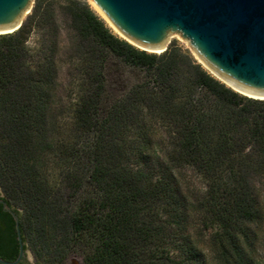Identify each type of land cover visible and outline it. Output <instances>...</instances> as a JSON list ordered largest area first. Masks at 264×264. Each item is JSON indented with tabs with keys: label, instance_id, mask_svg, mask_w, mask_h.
I'll use <instances>...</instances> for the list:
<instances>
[{
	"label": "trees",
	"instance_id": "1",
	"mask_svg": "<svg viewBox=\"0 0 264 264\" xmlns=\"http://www.w3.org/2000/svg\"><path fill=\"white\" fill-rule=\"evenodd\" d=\"M54 3L34 0L32 17L0 35V189L20 217L25 248L44 264L75 251L84 264H208L183 232L189 197L176 171L191 169L208 184L202 217L215 226L216 264H253L243 228L261 217L253 181L264 180V100L228 88L182 48L134 47L84 2L68 9L91 45L71 120L90 144L77 149L53 135L54 60L27 46L33 21L48 18ZM111 59L144 76L113 95ZM66 188L76 207L63 203ZM0 220L11 223L0 229V257L14 261V220Z\"/></svg>",
	"mask_w": 264,
	"mask_h": 264
},
{
	"label": "water",
	"instance_id": "2",
	"mask_svg": "<svg viewBox=\"0 0 264 264\" xmlns=\"http://www.w3.org/2000/svg\"><path fill=\"white\" fill-rule=\"evenodd\" d=\"M129 44L143 51H167L178 35L210 73L248 98L264 100V0H90ZM34 0H0V35L21 28ZM134 43V44H133ZM227 83L232 86H228ZM15 223L19 264L28 254L20 217L5 202Z\"/></svg>",
	"mask_w": 264,
	"mask_h": 264
},
{
	"label": "rangeland",
	"instance_id": "3",
	"mask_svg": "<svg viewBox=\"0 0 264 264\" xmlns=\"http://www.w3.org/2000/svg\"><path fill=\"white\" fill-rule=\"evenodd\" d=\"M84 2H87L114 33L119 36L110 24L99 14L90 0H55L48 18L44 19L41 23L38 22L37 19L33 21L27 41V46L31 52L39 51V60L44 61L51 58L54 60V64L57 67V80L53 98V119L51 120V123L55 126L53 135L54 137L69 139L73 145L79 143L77 149H81L82 151L85 150L84 148L86 145L88 147L90 139L82 137L76 128L72 126L73 122L71 120L75 113V104L80 96L82 67L90 55L91 45L88 42H83L77 35L68 9L69 6H81ZM33 7L34 3L29 13L25 16L24 22L32 17ZM119 37L122 38L121 36ZM169 47H179L188 51L197 63L201 64L190 47L182 41L178 35L171 37L168 48ZM109 62L110 72L108 73V77L110 81V90L113 95L123 93L127 85L134 84L139 77L141 78L144 76V74L134 72L113 59ZM201 66L210 73L203 64H201ZM123 84L125 86H123ZM152 136L155 142L160 144L158 149L160 153L163 154L161 150H164L162 148L167 143V140L164 141L166 137L163 127L159 125L155 126ZM53 170V167H49V176L56 178L57 175ZM176 173L181 178L189 197V202H186L187 213L185 215V229L183 228V232L186 231L185 234L187 233L186 235L196 242L200 250L203 251L204 258L208 264H216L215 258L213 257L214 255H212L210 251L211 235L215 231V226L210 221L207 222L203 220L202 217L204 213L202 204L206 200L208 184L199 177L196 171L191 169H177ZM253 185L258 199L261 217L256 223L245 225L243 230L244 233L249 235V239H251L250 241L252 242L251 247H248V256L253 260V264H264V180L256 179L253 181ZM61 193L63 196L61 198L65 205L76 207L77 202H72L69 198V189L66 188ZM158 218H163L162 212L158 215ZM166 250L169 251L177 261L181 259L182 255L175 252L173 247H168ZM29 252L34 264H44L36 261L32 252L30 250ZM63 264H84L82 254L77 251H75V253L73 252Z\"/></svg>",
	"mask_w": 264,
	"mask_h": 264
},
{
	"label": "flooded vegetation",
	"instance_id": "4",
	"mask_svg": "<svg viewBox=\"0 0 264 264\" xmlns=\"http://www.w3.org/2000/svg\"><path fill=\"white\" fill-rule=\"evenodd\" d=\"M0 201H5L4 194H3L1 189H0ZM12 210H14V208H12ZM14 211L16 212V210H14ZM0 216H5V217H9L10 216L12 218V216L4 210V207H3V205L1 203H0ZM10 224L11 223L9 221L0 220V229H2L4 231L9 229ZM16 240H17V238H16ZM6 251L7 252H11L12 249L11 248H6ZM26 251H28V249H26ZM18 254H19V245H18ZM18 254H16L15 260L18 258ZM19 264H33V263L30 261V259L28 257V254H26L25 257L22 259V261Z\"/></svg>",
	"mask_w": 264,
	"mask_h": 264
},
{
	"label": "bare ground",
	"instance_id": "5",
	"mask_svg": "<svg viewBox=\"0 0 264 264\" xmlns=\"http://www.w3.org/2000/svg\"><path fill=\"white\" fill-rule=\"evenodd\" d=\"M94 6V5H93ZM95 7V6H94ZM95 9L99 12V14L108 22V20L101 14V12L95 7ZM109 23V22H108ZM110 24V23H109ZM110 26L119 34V32L110 24ZM119 36H122V35H120L119 34ZM134 44V43H133ZM135 46H137V47H139V48H142V47H140V46H138V45H136V44H134ZM227 85L228 86H230L228 83H227ZM230 87H232V86H230Z\"/></svg>",
	"mask_w": 264,
	"mask_h": 264
}]
</instances>
